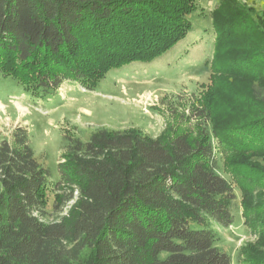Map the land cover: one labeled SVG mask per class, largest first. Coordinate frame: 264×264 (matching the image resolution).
Listing matches in <instances>:
<instances>
[{
  "label": "trees",
  "instance_id": "16d2710c",
  "mask_svg": "<svg viewBox=\"0 0 264 264\" xmlns=\"http://www.w3.org/2000/svg\"><path fill=\"white\" fill-rule=\"evenodd\" d=\"M196 8L0 0V75L36 98L64 81L93 91L111 70L172 49ZM212 26L211 85L159 136L104 127L88 141L68 135L57 181L27 128L0 142V264H233L216 228L234 225L236 207L255 241L238 264H264V16L222 0ZM230 96L245 105L239 118L236 107L217 109Z\"/></svg>",
  "mask_w": 264,
  "mask_h": 264
},
{
  "label": "rangeland",
  "instance_id": "374dc122",
  "mask_svg": "<svg viewBox=\"0 0 264 264\" xmlns=\"http://www.w3.org/2000/svg\"><path fill=\"white\" fill-rule=\"evenodd\" d=\"M221 1L195 0L192 29L183 40L150 63L134 62L111 70L93 91L64 81L53 95L36 98L14 79L0 75V142L11 139L18 127L27 128L37 158L57 181L68 135L88 141L92 132L104 127L138 129L159 136L169 123L175 124L181 112L190 114L196 99L211 85L215 41L212 12ZM238 1L264 16V0ZM237 98L222 100L218 112L224 115L236 107L235 116L241 117L239 114H245L241 106L245 105ZM237 194L240 201L238 190ZM50 202L49 209L52 196ZM235 209L234 225L216 230L218 246L238 264L240 249L254 237L247 231L241 207Z\"/></svg>",
  "mask_w": 264,
  "mask_h": 264
}]
</instances>
